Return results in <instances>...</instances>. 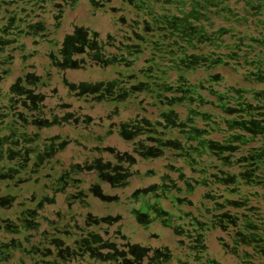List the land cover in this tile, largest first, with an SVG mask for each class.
<instances>
[{
  "label": "flooded vegetation",
  "instance_id": "flooded-vegetation-1",
  "mask_svg": "<svg viewBox=\"0 0 264 264\" xmlns=\"http://www.w3.org/2000/svg\"><path fill=\"white\" fill-rule=\"evenodd\" d=\"M39 1L40 7H46L42 11L49 14L35 11L31 4L27 12L26 7L12 4L7 24H3L5 30H0V45L12 46L7 50L12 59L8 75L13 72L12 64L19 60L18 75L8 85L14 95L8 105L0 106V123L8 117L22 122L16 140H12L11 129L0 137V264H222L210 257L208 245L203 244L212 231L208 222L195 215L189 217L182 208L169 204L178 211L174 214L160 206L157 190L167 187V175H160L158 183L134 188L123 200L102 186L124 193L133 179H141L140 169H133L139 162L137 157H155L149 154L148 158L145 149L140 148L144 126L137 118L109 122L117 114L118 103L128 94L122 71H115L112 80L79 83L70 82L66 71L122 65L125 51H133V46L124 44V15L118 17L121 27L116 35L107 33L102 38L99 31L74 25L73 32L65 33L59 41L53 37L54 29L62 26L65 11H73L80 0L35 3ZM111 2L89 0L93 7L104 11ZM110 11L124 14L120 6H111ZM22 37H31L34 46L44 43L49 49L43 56L49 62L28 64L39 55V49L26 53ZM54 77L58 78L55 84ZM101 103H114L115 109L96 121L86 110ZM105 121L109 122L105 133L116 132L130 141L131 153L101 145L104 138L95 129L105 127ZM52 128L60 132L49 134ZM66 128L77 135L71 137ZM64 130L67 132L62 135ZM87 139L95 145L86 146ZM70 144L85 151L77 153L82 161L70 160L65 166L57 156ZM104 153L112 158L105 159ZM149 174L150 171L144 175ZM30 184L36 189L30 190ZM111 204L123 207L126 216L113 215ZM153 225L171 231L178 238L177 245L155 246L152 240L159 235L146 234ZM135 236L145 241L136 242ZM82 237L87 241L82 242ZM91 241L95 245L91 246Z\"/></svg>",
  "mask_w": 264,
  "mask_h": 264
},
{
  "label": "trees",
  "instance_id": "trees-1",
  "mask_svg": "<svg viewBox=\"0 0 264 264\" xmlns=\"http://www.w3.org/2000/svg\"><path fill=\"white\" fill-rule=\"evenodd\" d=\"M17 1L0 0V30L12 4L49 14L41 1ZM119 6L124 44L133 46L122 63L128 90L122 101L137 106L140 148L148 158L168 154L166 168L176 175H167L157 201L186 207L189 217L222 231L220 244L235 264H264V0H119ZM10 47L0 45L2 107L14 95L1 87ZM10 118H2L0 137L11 129L16 140L22 122Z\"/></svg>",
  "mask_w": 264,
  "mask_h": 264
},
{
  "label": "rangeland",
  "instance_id": "rangeland-1",
  "mask_svg": "<svg viewBox=\"0 0 264 264\" xmlns=\"http://www.w3.org/2000/svg\"><path fill=\"white\" fill-rule=\"evenodd\" d=\"M111 6L118 7L119 0H112V2L109 3L108 6H106V11L93 7L89 3V0H80L73 11H70L68 9L67 11H65V15L63 18V24L58 30L54 29L53 37H56L57 40L61 41L65 33L73 32V27H74L75 22H76V25L85 24V25H88L91 29L99 31L102 38H105L107 33H109L110 35H116V31L121 27V24L117 21L118 17H122V15L124 14L111 12L110 11ZM130 16H131L130 14H127V17H130ZM69 23L71 24L69 25ZM21 41L23 43H26V51H25L26 53L30 52L33 49H39V53H38L39 55H36L35 57L28 60L27 62L28 64L29 63L47 64L49 62L48 59L45 56H43V53L49 49L44 43L34 46L32 44L31 37H28V38L22 37ZM110 51L112 50L110 49ZM15 54L18 55L17 52ZM129 59L131 60L133 59V57H130ZM135 64L139 65V63H136V62ZM18 68H19V60L16 59V61L12 64L13 72L9 76L6 77V80L4 82L1 83V87L3 88V90H7L9 83L14 79V77H16V75H18V72H19L17 71ZM52 71H54L55 73L54 69ZM115 71L117 72L124 71V68L122 65H118L117 67L104 66L102 68L92 66V67H89L85 71L79 70V69H76L75 71L68 70L66 71V76L70 82H74V83H79L81 81H92V82L99 81V80L108 81L116 77ZM57 81H58V78L54 77L53 78L54 84ZM59 88H60V91L63 92L61 85H59ZM113 104L114 103H101L100 105L94 104L95 107L93 108V110L87 109L86 111L94 117V120L97 121L98 120L97 117H105L106 114L111 113V111L115 109ZM116 109H117V114L111 116V121H109L111 123H118L119 121H126L129 119H132L135 117V115H137V111H138L137 106L132 99H129L125 103L119 102L118 108ZM109 122L105 121L104 122L105 127H102L101 129L100 128L95 129L96 131H99L100 133H102V136L104 138L101 145L106 146V147L108 146L113 147L120 152H125V151L130 152V149H131L130 141L123 139L116 132H114L113 134H109V135L105 133L106 126H108ZM30 129H33V128L31 127ZM66 129L68 130V132L66 130L62 131V135H64L66 132L69 133L71 137H74L77 135V132H73L72 129L70 128H66ZM48 132L49 134H53V133L60 132V129L52 128ZM48 132L45 131L43 133H48ZM84 144L88 147H91V145H95L94 141L91 139H87L86 141H84ZM83 150H84L83 148L77 147L74 144H70L66 147V150L63 153H60L57 157L60 158L62 161H64V164L66 166L71 161H74V162L82 161V158L78 157L77 153L84 152L85 150L84 151ZM102 155L105 159L112 158L111 155L107 153H104ZM167 155L168 154H166L165 156L161 158H153V159H147V160H142L139 157H137L138 158L137 160L139 162L133 167V169H140L141 179H133L132 181L133 184L131 185V187L125 190L124 193L120 189H111L108 185L102 184L104 190L108 193H118L121 196V199L123 200L124 197L130 195L131 191L134 188L143 187L148 184L160 182L159 180L160 175H170L171 177L175 178L176 177L175 173L170 172L166 168L168 164L172 163L170 159L166 158ZM72 156H76V157L72 159ZM148 171H150V174L148 176H145L144 174ZM29 186H30L29 187L30 190L36 189V185L30 184ZM26 195L28 196L29 192ZM196 197H197V194L192 196L193 199H195ZM160 206L166 210L174 211L173 212L174 214L178 212L176 211L175 208H172L168 204V202L164 200H162ZM110 208H111L110 212L113 215L115 213H122L124 216H126V214L124 213L123 207H121L120 205L111 204ZM182 209L187 210L188 208L182 207ZM100 214H105V212H100ZM152 229H153L152 231H155V233H158V234L163 233L162 228L158 225ZM167 231L168 233L165 231L166 235L163 241L157 239V240H152V243L155 244V246L156 245L159 246L163 244V245H169L170 248H174L177 245L176 241L178 238L177 236H173L171 231L169 230ZM223 236H225L223 232L218 229L211 231L207 235L206 241H207L210 257L218 260L222 264H235L234 257L222 246V244H220V241L218 240V237H223ZM138 238H141L142 243L145 241L144 238H142V236H139V237L135 236L133 237V240L138 239Z\"/></svg>",
  "mask_w": 264,
  "mask_h": 264
},
{
  "label": "crops",
  "instance_id": "crops-1",
  "mask_svg": "<svg viewBox=\"0 0 264 264\" xmlns=\"http://www.w3.org/2000/svg\"><path fill=\"white\" fill-rule=\"evenodd\" d=\"M72 22V21H71ZM71 23H69V25H70ZM75 26H78V27H89L88 25H76V22H75V24H74ZM90 28V27H89ZM68 71V70H67ZM75 71V70H74ZM87 82H92V81H87ZM155 226H157V225H153V226H151V228H149V230L146 232V234H149L150 232H153V233H155V231H152L153 229L152 228H154ZM161 228H162V231H163V233H160V234H158V233H156V234H158L159 235V237L157 238L158 240H164V238H165V235H166V233H165V231L168 233V231H167V229L165 228V227H162V226H160ZM136 228H138V226H136ZM139 233V232H138ZM143 238V237H142ZM156 239V240H157ZM134 241H136V242H141L142 240H141V238H138V239H134ZM163 244H161V245H156V246H158V247H160V246H162Z\"/></svg>",
  "mask_w": 264,
  "mask_h": 264
},
{
  "label": "water",
  "instance_id": "water-1",
  "mask_svg": "<svg viewBox=\"0 0 264 264\" xmlns=\"http://www.w3.org/2000/svg\"><path fill=\"white\" fill-rule=\"evenodd\" d=\"M87 237H89V236H87ZM81 240H82V242L87 241V239H85V238H83V237H82ZM83 240H84V241H83ZM91 242H92L91 246L95 245V243H94L93 241H91Z\"/></svg>",
  "mask_w": 264,
  "mask_h": 264
}]
</instances>
